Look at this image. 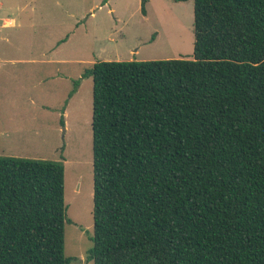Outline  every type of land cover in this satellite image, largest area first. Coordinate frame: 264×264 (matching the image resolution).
Returning <instances> with one entry per match:
<instances>
[{
    "label": "trees",
    "instance_id": "16d2710c",
    "mask_svg": "<svg viewBox=\"0 0 264 264\" xmlns=\"http://www.w3.org/2000/svg\"><path fill=\"white\" fill-rule=\"evenodd\" d=\"M193 38L192 59L100 61L82 75L87 262L264 264V0H193ZM65 210L61 162L0 157V264H69Z\"/></svg>",
    "mask_w": 264,
    "mask_h": 264
},
{
    "label": "rangeland",
    "instance_id": "374dc122",
    "mask_svg": "<svg viewBox=\"0 0 264 264\" xmlns=\"http://www.w3.org/2000/svg\"><path fill=\"white\" fill-rule=\"evenodd\" d=\"M15 1L26 6L15 16L26 27L0 30L19 40L12 46L0 40V125L8 126L7 138L0 137L8 150L0 157L63 164L64 255L73 258L69 264H93L86 261L93 231L92 80L82 75L100 61L192 59L193 0H146L145 15L143 0ZM64 108L67 130L60 124Z\"/></svg>",
    "mask_w": 264,
    "mask_h": 264
},
{
    "label": "crops",
    "instance_id": "0c3cea01",
    "mask_svg": "<svg viewBox=\"0 0 264 264\" xmlns=\"http://www.w3.org/2000/svg\"><path fill=\"white\" fill-rule=\"evenodd\" d=\"M6 6L8 8V11H5L4 12L3 10H4V8ZM25 7L26 6L20 8L18 6V2H16L15 0H8V4H7L6 0L5 1L4 0H0V30H4V29H6V30H8V29H11V30L18 29L20 32H22L21 29L22 28L25 29L26 26L24 24H22L21 22L17 21V18L15 16L17 15V12L18 11H20V13H21L22 12V9H24ZM33 17L34 16L29 17L30 18V22H29V25L27 26L29 28H32L31 26H33V23H34V21L32 20ZM70 23H71V21L69 22V24L67 25V27L70 26ZM23 25H24V27H23ZM74 29H77V25L76 24H74ZM7 37L8 38H5V37H3V35L0 34V40L5 41V43H7V44H9L11 46H12V44L14 45V44L19 43L18 38L13 39V38H9V36H7ZM70 40H71V38L70 37H67V39L65 41H61V42L58 43L59 44L58 47L60 45H66V43H68ZM75 61H77V60L75 59ZM77 93H78V89L76 90V92H74V95L73 96L77 95ZM73 96H70V98L68 100L72 99ZM66 108H64L65 110L63 111V118H64V121H63L64 122V125L63 126L65 127V130H67V128H68L67 125H66V114H67L66 113L67 112L66 111ZM20 115H21V117H23L24 114L22 112H20ZM21 124H22V131H27L26 130L27 127L24 126V122H21ZM7 128H8V126L6 124H3L2 123L0 125V137L7 138V135H8ZM41 129L44 130V132H45V128H43V126H41ZM42 138H43V140L46 139V138H48V134L45 132L43 134ZM54 146H55V148L58 147L57 142L54 143ZM4 148H5L4 143L0 141V153L4 154V152L6 150H8V149H4ZM33 153H35V152H33ZM36 153H38V152H36ZM14 158H26V159H30V158H39V157H32V156H29V155H15ZM35 160H39V159H35Z\"/></svg>",
    "mask_w": 264,
    "mask_h": 264
}]
</instances>
